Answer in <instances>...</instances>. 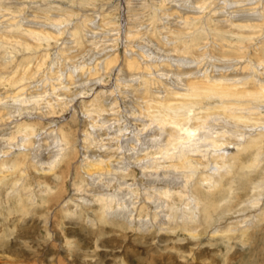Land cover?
<instances>
[{"label":"rangeland","instance_id":"obj_1","mask_svg":"<svg viewBox=\"0 0 264 264\" xmlns=\"http://www.w3.org/2000/svg\"><path fill=\"white\" fill-rule=\"evenodd\" d=\"M250 8L256 18L263 15L260 27L229 25L248 24L251 11H239ZM57 18L61 34L54 40L20 35L27 28L53 30L49 23ZM114 54L116 67L95 81L103 70L98 63ZM125 58L138 67L124 69ZM57 76L72 83L64 91L72 96L79 82H94L84 85L83 97L58 104L51 114L43 105L53 102ZM220 76L230 83L264 82V0H0V110L8 111L0 118V163L12 168L0 180V264H264V137L239 156V166H248L258 155L256 166L235 167L217 188L215 177L211 190L202 182L198 187L200 179L193 184L197 177L186 182L188 169H173L170 156H156L169 134L153 123L150 99L166 95L163 87L190 94L187 84L203 87ZM20 87L27 95L43 89L46 96L35 104L15 102ZM102 91L106 112L91 117L87 105ZM195 94L184 99L195 106L181 107L182 114L200 105L204 114L221 102L213 92ZM258 98L264 120V98ZM24 105L40 107L17 115L14 109ZM221 110L203 115L199 133L224 131L230 144L232 136L264 131L262 123H238ZM23 127L32 131L25 132L29 145L17 147ZM57 130L67 140L66 154L45 173L38 160L54 154L51 132ZM9 136L13 140L5 141ZM204 150L192 158L208 163L200 171L216 170L212 152ZM104 156L112 169L86 175L82 165ZM256 184L259 189L251 188ZM252 217L254 227L245 233L242 222Z\"/></svg>","mask_w":264,"mask_h":264},{"label":"bare ground","instance_id":"obj_2","mask_svg":"<svg viewBox=\"0 0 264 264\" xmlns=\"http://www.w3.org/2000/svg\"><path fill=\"white\" fill-rule=\"evenodd\" d=\"M253 9L254 8H250L249 10L239 11V12H245V13H247V11H251V13H249V12L247 13V15L249 16V17L247 16V21H249L250 23L248 22V24L244 25L245 21L241 20V21L231 22L229 25H231L233 27L238 26V27H248V28H254L255 26L260 27V25H262L261 21L263 19V15L262 14L258 15V18H256L255 13L252 12ZM192 18L193 17H185V20H189V19L192 20ZM59 20L60 19H58V18L55 20L51 19L49 26L54 27L53 30L49 29V31H41V30L38 31V29L40 27L38 29L27 28L24 31L21 30L20 35L28 37L34 41H38L37 35L41 34L45 38L54 40L58 37V35L61 34L60 29H58L57 24H55V23H58ZM13 27H15V26H13ZM75 28L76 27H73L72 32H71V35L73 37H74L75 32H77V31H75ZM253 30H255V29H253ZM10 31H12V30H10ZM188 49H189V47H188ZM123 63L126 64V65H124V69H130L133 67H135V68L138 67L137 63L134 64V63L130 62V60L128 58H125ZM98 64L100 65V66H98V68L99 67L101 68V65H102V68H103L102 73H100V71H99L100 69H95L96 67L93 68V71L95 73L96 72L100 73V76L97 77L95 79V81L101 82V79L103 76L102 74L109 73L114 68V66L116 67L117 56L116 55L115 56H113V55L108 56L107 58L100 61ZM98 64H96V66ZM52 65L54 66V62L52 63ZM186 74L188 75V73H186ZM81 76H83V75H81ZM231 78H233V77H231ZM55 79H56L58 84L54 85L55 87L53 89H55V90H53V92H51L54 94V95L52 94L53 95V97H52L53 102H49V101L47 102L46 101L43 105V108L50 111L51 114L53 113V110L55 109V107L58 106V104L59 105L62 104L63 106L67 107L71 104V102H73L74 99L80 98L84 92V90H83L84 85H86V83H88V82H94L93 80L82 81L81 83L79 82L77 84V87H79L78 89H80V90L78 92H76L75 94H73V96H72L71 94H66L64 92L65 90L69 89V86H67V85H69V84L72 85V83H69V80H68V82H62V81L58 82L59 81L58 76ZM119 80L120 79H117V82ZM250 80H252V79H250ZM230 81H231V79H228L227 76H220L218 78L212 77L210 80L206 79L205 83H203V85H202L203 87H198V83L191 82V83L187 84V89L190 92V94H183L184 92L179 93V92H175L174 90L170 91L169 90L170 88L168 89L166 87H163L164 93L166 95H164L163 97H157L158 100H156L154 98L150 99V107L147 106V108H146L147 111H150L149 112L150 115L153 114L154 120L156 121V122L153 121V123L160 125L161 129L169 134L168 139L166 140L165 146L163 145L164 151H162V152L160 151V153H157L156 156L158 154H160L161 157L163 155L166 158H167V156H170V159L173 162V165H171L173 169H181V167L182 168L185 167L186 169H188V171L186 172L187 175L185 176L186 178L184 177L187 180L186 182H189L188 178L191 179V178L197 177L196 178L197 180L196 181L194 180L193 184H195L200 179L196 183V185L198 187H201L202 183H205L208 186V190H211L213 188V184L211 181H213V179L215 177H219V180L215 185V188H217V187H219V183L221 182V179L223 177H229L233 174V170L235 167L239 168L240 171H243L245 169L250 168V165L255 167L258 155H254L252 158H250L248 166H239V156H244V154H246L248 152V150L254 148V146L257 145L261 141V139H263V137H264V131H262V130L257 131L256 134H254V135L241 133L235 137L232 136V134L230 133L231 134L230 136H232V138H231L232 143L228 144L226 142V140L224 139V131H218L217 132V131L205 130L204 132H202V134L199 133V131L204 130V128H205L204 125H205L206 121L204 120L205 117L203 115L206 114L207 112H209V110L215 111V110H221L222 109L221 111H223L224 115H226V118L228 117L229 119L235 120L238 123L239 122L244 123V124L252 123L255 126L256 125L258 126L261 123L264 124V120L261 119L262 118L261 112L259 111L260 106L258 105V101H260V98H258V97L264 98V82H257V81H255V82L249 81L248 82L247 80L242 82L241 79L236 80L237 82L233 80V82L230 83ZM247 83L251 84V85L248 89H246V88L244 89V87H242V86L246 85ZM93 84H95V83H93ZM237 85L241 86V88H239ZM23 87H25V86H23ZM23 87L18 88L17 93H19V94L17 96H12L11 97L12 100H14L15 102L21 103V104H27L29 101L33 102L32 104H35V103H38L39 100H41V97L46 96V94H45L46 91L44 92V91H42L43 89H40L41 90V92H40L39 90H37L39 86L36 87V85H34L31 88L36 87L37 89L35 88L34 89L35 91L31 92L32 95H30L28 93V95H30L29 97H22V95H27V93H24L25 89ZM196 89L197 90L202 89L205 92H213V94H217V97L221 101L220 104L216 105L213 102L214 103L213 106H215L214 108L209 107V106H207V108H206L205 107L206 105L204 104L205 105L204 110H207L204 114L202 113L203 112V110H202L203 105L202 106L200 105L198 107V109H196V108L195 109L194 108L188 109L189 110V111H187L188 114H185V112H183V114H182V112L180 111L182 109L181 107H185V109H186V106H189V104L194 105V103L186 102V100H187V98H190V95L191 96L192 95L197 96L195 94ZM34 92H36V93H34ZM55 92H57V93H55ZM104 92L102 91V92L97 93L93 97V99L89 101V103L87 105V109H86V112L89 116L92 117L93 114H97V115L101 116V114L104 115V113L106 112V108H104V105L99 101L100 98H102V97L105 98L107 96V94ZM110 94H112V91ZM184 99H186V100H184ZM189 100H187V101H189ZM242 100H246V101H242ZM254 103L255 104L257 103V105H254ZM250 104H252L253 107H250V106H252ZM99 105H101L102 107ZM196 105L198 106V104H196ZM39 107H40V105H36V107L34 106L33 109L31 110V109H27V107H25V105H24L21 108H17L14 110H16L17 115H23V112L24 113H29V112L31 113L34 109L35 110H36V108L39 109ZM29 110H31V111H29ZM195 110H199L201 112L197 113V112H195ZM7 114H8V111H6L4 113L3 111L0 110V118L1 117L3 118ZM220 116H222V114ZM193 120H194V122H195V120H196V122H201V125H199V126L197 125L198 127L195 129L190 128L189 124ZM101 124L103 125L104 123L101 122ZM20 127H21V125L17 126L16 129H19ZM23 128H25V129H23V131H20V132H24L23 133L24 138H21L19 144L18 143L16 144V146L18 145L17 147L24 146L25 144L29 145L28 136H26L25 132H26V130L30 131V127H23ZM5 130L6 129L3 130L4 132L1 136H4L7 134L5 132ZM30 132H32V131H30ZM234 133L235 132L233 131V134ZM51 134H53V139L55 140L54 144L57 145V147H55V148H57V149H55L54 154H52V156H50L49 160L48 159L46 161H43L42 159L38 160V163L44 167L43 170L45 171V173L53 172V169H54L53 164L55 163L54 160L57 157L58 158L60 156L62 157V155H60L61 152L64 153L66 150V148L63 146H65L67 144V140L61 131L57 130V131H54L53 133L51 132ZM48 136H50V134H48ZM12 137L13 136H9L8 138L5 139V141L11 142L13 140ZM228 145L232 146L230 148V151H233V152H230V151L227 153L220 152V150H226L225 147ZM235 146H236V148H235ZM200 147L206 148V150L203 151V154H205V152L207 150L212 152L211 157L215 158L214 159V165L216 167V170L211 171L210 170L211 166H209V168L207 169L206 172L200 171V170L206 169L208 166V163L205 162V164H204V161L201 158H195V159L192 158V156L194 157V156L200 155V152H201ZM3 150H4V147L0 148V155H2ZM64 154H66V152ZM35 155H36V153H35ZM38 156H35V157L37 158ZM64 156H66V155H64ZM103 158L104 159L100 158V159H96V160L94 158L95 161H90L89 164L88 163L83 164L82 166H83V170H84L85 174L90 175V177L93 175L99 174L100 172H102L103 167L105 169L104 171H106V172L111 170L112 169V161L110 160V158H108L106 156H104ZM57 159H56V161H57ZM86 159H88V158H86ZM102 162L104 163V165L102 164ZM11 169H12L11 167H8V166L0 163V180H2L4 178L2 173L3 172L7 173L8 170H11ZM256 186H257V184L251 188H257V189L260 188V186H257V187ZM261 186L264 187V184H262ZM212 192H213V190H212ZM165 197H168V195L165 194ZM108 207L110 208V205ZM108 207H106V208H108ZM256 217H252L250 222H246V221L242 222V223H245V225L243 224V226H242V230L245 231V233H247L246 230L254 227L253 225L256 222V220H255ZM212 232H213L212 235H215V234H217L218 231L212 230ZM195 235H196L195 233L191 234V236H193V237H195Z\"/></svg>","mask_w":264,"mask_h":264}]
</instances>
